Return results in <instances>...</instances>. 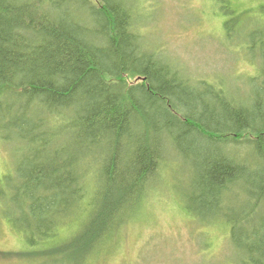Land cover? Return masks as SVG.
Here are the masks:
<instances>
[{
	"label": "trees",
	"instance_id": "trees-1",
	"mask_svg": "<svg viewBox=\"0 0 264 264\" xmlns=\"http://www.w3.org/2000/svg\"><path fill=\"white\" fill-rule=\"evenodd\" d=\"M143 8L0 0V143L22 150L2 215L36 247L25 258L78 264L164 193L166 171L182 213L222 223L236 264H264V23L240 46L256 70L237 93L148 50Z\"/></svg>",
	"mask_w": 264,
	"mask_h": 264
},
{
	"label": "rangeland",
	"instance_id": "rangeland-1",
	"mask_svg": "<svg viewBox=\"0 0 264 264\" xmlns=\"http://www.w3.org/2000/svg\"><path fill=\"white\" fill-rule=\"evenodd\" d=\"M141 2L144 8L139 16L144 23L139 20L138 23L148 50L169 60L188 75L191 83L204 78L209 84L221 81L230 92L248 91V77L256 70L252 57L256 55L240 46L255 29L253 24L259 23L258 18L264 23V8L261 9L264 0H229L236 12L227 13L219 9L218 0ZM245 18L249 23L242 27ZM229 21L235 22L240 34L234 28L235 34L227 37L225 26ZM11 143L6 142V147L0 143L2 189L15 180V168L22 157V150ZM164 174V193L145 203L100 252L90 254L78 264L237 263L239 255L229 243L227 229L222 223L205 224L195 216L187 213L185 216L172 192L173 177L170 172ZM2 206L0 201V264H62L46 256L25 258L36 247L27 245L23 229L2 215ZM60 244L54 237L46 240L43 247Z\"/></svg>",
	"mask_w": 264,
	"mask_h": 264
}]
</instances>
